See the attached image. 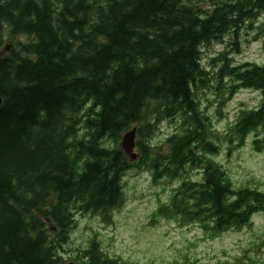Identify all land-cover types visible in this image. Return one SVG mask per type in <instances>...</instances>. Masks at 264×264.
<instances>
[{"label":"trees","instance_id":"obj_1","mask_svg":"<svg viewBox=\"0 0 264 264\" xmlns=\"http://www.w3.org/2000/svg\"><path fill=\"white\" fill-rule=\"evenodd\" d=\"M263 11L264 0H0V50L14 38L0 54V264H64L76 215L119 207L125 173L141 164L159 179L202 171L174 205L214 233L264 213V191L237 186L214 159L219 137L198 95L214 82L222 100L259 91L234 126L239 145L264 128V64L223 53L211 73L201 50L227 36L240 50ZM165 119L177 130L153 146ZM135 125L142 156L131 163L118 144ZM254 143L264 151V138ZM98 246L85 264H122Z\"/></svg>","mask_w":264,"mask_h":264},{"label":"rangeland","instance_id":"obj_2","mask_svg":"<svg viewBox=\"0 0 264 264\" xmlns=\"http://www.w3.org/2000/svg\"><path fill=\"white\" fill-rule=\"evenodd\" d=\"M239 37L240 50H236L233 37L223 42H212L202 47V63L209 72L217 67L212 61L227 53L234 64L256 62L264 64V11L258 22H253ZM253 27V28H254ZM259 31V32H258ZM27 42V37H19ZM6 46L0 54L9 52L14 38L5 36ZM214 82L198 92L202 107L211 116L219 137L220 152L214 156L237 186H248L264 191V151L255 148V140L264 138L259 127L247 136L243 145L234 126L244 110L260 106L259 91L244 89L233 98L219 96ZM139 125V123L137 124ZM135 125L136 127H138ZM178 121L162 120L149 140L153 146H165L166 139L176 132ZM127 132V131H126ZM140 139L137 132L136 149ZM118 146L121 147V141ZM202 171L189 170L182 176L156 178L146 165L134 166L124 175L122 204L107 213L76 215V225L70 231L68 243L61 250L64 264H85L84 250L97 242L98 251L118 259L122 264H264V213L253 215L251 223L241 229L214 233L201 222H187L174 203L185 198L181 194L183 181H199ZM101 248V249H100Z\"/></svg>","mask_w":264,"mask_h":264},{"label":"water","instance_id":"obj_3","mask_svg":"<svg viewBox=\"0 0 264 264\" xmlns=\"http://www.w3.org/2000/svg\"><path fill=\"white\" fill-rule=\"evenodd\" d=\"M136 137H137V127H133L124 133L121 140V148L123 151L131 158L132 161H136L139 154L135 151L136 149Z\"/></svg>","mask_w":264,"mask_h":264}]
</instances>
